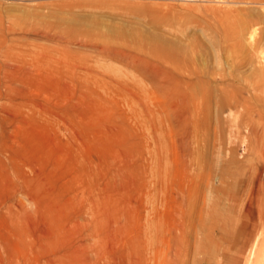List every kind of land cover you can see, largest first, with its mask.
<instances>
[{
    "label": "rangeland",
    "instance_id": "obj_1",
    "mask_svg": "<svg viewBox=\"0 0 264 264\" xmlns=\"http://www.w3.org/2000/svg\"><path fill=\"white\" fill-rule=\"evenodd\" d=\"M262 22L264 0H0V264H243L264 228Z\"/></svg>",
    "mask_w": 264,
    "mask_h": 264
},
{
    "label": "bare ground",
    "instance_id": "obj_2",
    "mask_svg": "<svg viewBox=\"0 0 264 264\" xmlns=\"http://www.w3.org/2000/svg\"><path fill=\"white\" fill-rule=\"evenodd\" d=\"M253 11V10H252ZM251 11V12H252ZM226 12V11H225ZM218 13V12H217ZM240 13V12H239ZM241 15V14H240ZM233 17V16H232ZM252 15H251V18L250 19H252ZM257 17V16H256ZM242 18V17H241ZM248 18H249V16H248ZM249 19V21L248 22H250V21H252V20H250ZM241 20V19H240ZM247 20V19H246ZM253 22H256V21H254L253 20ZM251 23V22H250ZM262 23H264V22H262ZM247 24V23H246ZM249 24V23H248ZM254 26V25H253ZM221 28V27H220ZM239 35V34H238ZM259 40V39H258ZM242 41V40H241ZM262 41H264V40H262ZM260 42V41H259ZM246 43V42H245ZM262 43H264V42H262ZM255 44H257V43H255ZM261 44V43H260ZM241 46V45H240ZM262 46V45H261ZM258 48H257V45H256V47H252V49H251V51L253 50L254 51V53L256 52V50H257ZM250 51V50H249ZM252 51V52H253ZM113 55H116V56H119L120 58H124V59H127V58H129L128 56V54L127 53H124L123 51H112L111 52ZM214 53H216V52H214ZM218 53V52H217ZM261 54V53H260ZM262 54H264V53H262ZM132 55V54H131ZM132 57V56H131ZM261 57H262V55H261ZM260 57V58H261ZM139 59V58H138ZM135 61V60H134ZM262 61H264V59H262ZM134 63V62H133ZM135 63H137L136 61H135ZM215 63L217 64V65H219V59H218V57H216L215 58ZM141 64H143V63H141ZM164 65V64H163ZM142 66V65H141ZM146 72H149V74H154L155 76L154 77H156L157 79V83L165 90V89H167V93H168V95L170 96V98H172V99H174L175 100V102L177 103V105H179V106H184V108L186 109L188 106H189V104L190 103H194V104H196L197 102H198V100H197V98H196V96H194V98H193V96L192 95H190V94H188V93H190L189 92V88H191V86H193L192 84H191V86H189V88L188 87H185V86H187V82H183L185 79H182L183 81H181V80H179V79H177L176 77H174V76H172L168 71H166L163 67H161L160 65H155V64H151L150 62H149V64H147L146 66ZM142 69V68H141ZM143 70H145V69H143ZM260 71H261V73L260 74H264V64H262V66H261V69H260ZM254 72V71H253ZM142 73V72H141ZM145 73V72H144ZM150 76V75H149ZM150 77H152V76H150ZM185 77V76H184ZM223 77V76H222ZM252 77V76H251ZM185 81H187V80H185ZM193 83V82H192ZM154 84H155V82H154ZM153 84V85H154ZM190 84V83H189ZM245 87V86H244ZM159 89V88H158ZM161 89V88H160ZM192 89V88H191ZM224 90V89H223ZM222 92V91H221ZM225 92H228V91H225ZM230 94H228L227 93V95H226V98H225V100H227V102L229 101V102H231V103H233V102H235L236 100H237V98H236V96L234 97V94L233 95H231V92H229ZM199 94H201V93H199ZM202 96V95H201ZM203 98V97H202ZM201 98H199V102H201V100H200ZM196 100H197V102H196ZM196 102V103H195ZM203 102V101H202ZM216 102V101H215ZM174 103V102H173ZM193 104V105H194ZM217 104L218 105H220V102H217ZM217 105V106H218ZM176 106V105H175ZM195 107H196V105H194ZM210 107V106H209ZM184 108H182V109H184ZM194 108V107H193ZM200 108V107H199ZM217 108V107H216ZM219 109H221V108H219ZM219 109H217V110H214V111H216L215 112V114H217V112H218V110ZM192 110V109H191ZM197 111V110H196ZM199 111V110H198ZM213 111V112H214ZM181 112V111H180ZM191 112V111H190ZM183 113V114H182ZM182 113H179L178 115H179V117L182 119V120H186V118L187 117H189V116H187L186 114H187V111L184 113V112H182ZM196 113V112H195ZM211 113H212V111H211ZM177 114V113H176ZM175 114V115H176ZM181 114V115H180ZM189 114V113H188ZM199 114V113H198ZM177 115V116H178ZM237 115V113H235V112H228L227 114H226V118L229 120V122H230V124H232L233 126L235 125V121H236V116ZM215 116V115H214ZM192 117H196L194 114L193 115H190V119L192 118ZM178 118V117H177ZM215 118H217V115L215 116ZM193 119V118H192ZM196 119H197V117H196ZM199 119V118H198ZM181 121V120H180ZM197 122V121H196ZM249 147V146H248ZM248 147H244L243 146V149L245 150V149H247ZM248 150H251V148H248L247 149V151ZM252 198V197H251ZM198 245V244H197ZM199 253V252H198ZM244 263L243 264H264V228H262V229H260L259 231H258V233L255 235V237L253 238V240H251V243H250V245H249V247H248V249H247V251H246V255H245V260L243 261ZM229 263V262H228Z\"/></svg>",
    "mask_w": 264,
    "mask_h": 264
}]
</instances>
